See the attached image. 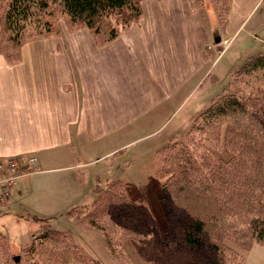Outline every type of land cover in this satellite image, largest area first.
Returning <instances> with one entry per match:
<instances>
[{"label": "rangeland", "instance_id": "374dc122", "mask_svg": "<svg viewBox=\"0 0 264 264\" xmlns=\"http://www.w3.org/2000/svg\"><path fill=\"white\" fill-rule=\"evenodd\" d=\"M161 1L168 0H141L139 22L119 33L130 31L139 38V33L144 35L159 30L164 38L161 43L164 46L153 60L159 89L145 86V80H153L149 59L135 58L132 62L136 63L123 66L127 71V89L123 87L120 93H124L121 95L124 98L128 96L129 102V118L123 128L105 136L87 138L78 136V130H73L79 121L54 123L46 120L51 114H44L43 121L37 114L25 121L31 115L29 108L27 114L23 111L18 114L16 124L20 126V134L31 135L20 138L36 153L0 156V163L13 157L23 162L35 157L38 167L30 175L25 171L26 177L18 180L19 185L12 189L9 199L0 201V264H41L35 255L26 254V249L48 228L68 233L76 245L101 264H117L119 257L116 258L109 247L103 231L85 221L100 193L116 180L130 186L158 231L171 225L161 201L160 182L165 177L157 170L162 158V152H158L173 142L186 139L202 111L220 95L240 91V83L235 79L237 69L248 57L264 53V0L261 8L240 26L231 19L234 12L231 0H187L193 11L192 17L187 15V20L192 19L193 28L185 25L184 20L178 25V29H186V39L181 36L180 39L179 35H184L182 31L167 36L168 25H173L174 19L170 8ZM182 11L184 8L176 9L178 13ZM240 18L238 16L237 20ZM54 26L56 29L51 36L31 35L24 39L21 55L24 49H72L83 34L90 35L98 48L113 41L98 45L86 25L73 23L58 11ZM164 48H167L166 53L162 51ZM255 85L263 86L264 79ZM7 87L0 79V124H8L3 118L13 116L11 106L7 108L8 100L21 101L25 94L18 91L17 96L11 95ZM112 91L113 104H116L115 93L119 90L113 88ZM87 104H81L79 110L96 108V104ZM118 107L113 105L112 112ZM106 124L117 126L115 120ZM62 126L68 136H40L46 132L62 133V129L59 130ZM202 150V147L196 149L200 154ZM119 245V249L123 248L132 256L133 264H146L131 240L117 241V251ZM231 247L239 255L238 264H264V244L253 243L249 248L231 244ZM15 256L20 258L18 263L14 261ZM122 261L129 262L125 258Z\"/></svg>", "mask_w": 264, "mask_h": 264}, {"label": "trees", "instance_id": "16d2710c", "mask_svg": "<svg viewBox=\"0 0 264 264\" xmlns=\"http://www.w3.org/2000/svg\"><path fill=\"white\" fill-rule=\"evenodd\" d=\"M140 1L0 0V55L19 62L24 39L54 33L57 11L86 25L98 45L107 44L139 22ZM235 74L240 91L220 95L186 139L158 152L157 170L165 177L161 201L171 223L166 230H157L121 180L110 182L92 204L85 221L103 231L119 264H133L120 245L117 251L124 239L146 264H238L231 244H264V85H255L264 79V53L248 57ZM26 254L41 264H101L68 233L49 228Z\"/></svg>", "mask_w": 264, "mask_h": 264}, {"label": "crops", "instance_id": "0c3cea01", "mask_svg": "<svg viewBox=\"0 0 264 264\" xmlns=\"http://www.w3.org/2000/svg\"><path fill=\"white\" fill-rule=\"evenodd\" d=\"M250 1L252 0H231L234 10L231 19L235 23L239 22L238 26L243 25L255 10L261 8L263 0H255L249 4ZM161 3H164L166 8H170L174 19V24L168 25L167 36L177 34L178 31L184 33L185 28L178 29V25L184 22H186L185 25L189 24L193 28L192 19L187 20V15L190 17L193 15L187 0H168ZM179 8H184V11L176 12ZM238 16L241 17L239 20H237ZM130 33V31L121 33L102 48L92 43L90 35L83 34L79 43L72 49H24L23 59L19 64H9L4 57L0 56V79L7 84L10 94L17 96L18 91L25 93L23 100L13 98L7 102V108L11 106L10 111L13 116L3 118V121H8V124L3 122L0 124V156L36 153L35 149L25 145L26 141L23 139L31 135L20 134V126L16 124L20 111L27 114L28 108L31 115L25 118V121L36 114L42 121L44 114H51V118L47 117L46 120H52L54 123L79 121V125L73 126V130H78L77 135L81 137L105 136L123 128L124 122L127 123L129 118L128 96L124 98L121 96L124 93H120L123 87L127 89L125 83L127 71L123 66L127 63H136L132 62L135 58L149 59L147 62L152 63L151 78L153 80H145V86L147 89H159V80L155 82L156 70L153 67L155 66L153 60L158 55L157 51L164 46L161 44L164 39L163 34L159 30L144 35L139 33V38L138 35L134 36ZM180 36L186 39L185 33ZM162 51L166 53L167 48ZM141 85L144 86V84ZM113 88L119 90L115 93V98L116 104L122 105L120 107L113 104ZM86 102L87 105L96 104V108H84L81 112L79 107ZM113 105L119 108H115L114 113ZM113 120L117 122V126L111 124L108 127L106 122ZM98 121L100 124L97 123ZM27 126L30 130L32 129V126ZM63 128L64 126L59 129H62V133L46 132L40 136H68Z\"/></svg>", "mask_w": 264, "mask_h": 264}, {"label": "built area", "instance_id": "2783aa9c", "mask_svg": "<svg viewBox=\"0 0 264 264\" xmlns=\"http://www.w3.org/2000/svg\"><path fill=\"white\" fill-rule=\"evenodd\" d=\"M22 165L24 166L22 167ZM36 166L37 158L35 157L24 160V162L19 159H11L6 160L5 163H0V201L11 194L18 180L26 175L24 174L25 171L30 173L34 171Z\"/></svg>", "mask_w": 264, "mask_h": 264}, {"label": "water", "instance_id": "95a60500", "mask_svg": "<svg viewBox=\"0 0 264 264\" xmlns=\"http://www.w3.org/2000/svg\"><path fill=\"white\" fill-rule=\"evenodd\" d=\"M19 259H20L19 256H15V257H14V261H15L16 263L19 262Z\"/></svg>", "mask_w": 264, "mask_h": 264}]
</instances>
